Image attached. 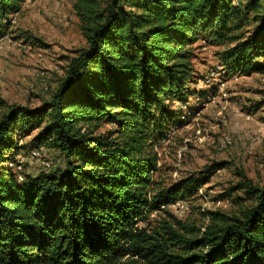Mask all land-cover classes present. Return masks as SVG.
<instances>
[{
    "label": "trees",
    "instance_id": "obj_1",
    "mask_svg": "<svg viewBox=\"0 0 264 264\" xmlns=\"http://www.w3.org/2000/svg\"><path fill=\"white\" fill-rule=\"evenodd\" d=\"M23 1L0 0V39ZM70 1L86 46L53 99L30 108L0 97V264H264V183L242 171L223 195L236 211L209 210L204 227L140 225L226 167L168 185L155 177L158 146L182 123L178 104L200 93L195 43L222 47L228 75L264 72V0ZM26 129L65 155V170L18 178L6 151ZM239 190L245 198H233Z\"/></svg>",
    "mask_w": 264,
    "mask_h": 264
},
{
    "label": "rangeland",
    "instance_id": "obj_2",
    "mask_svg": "<svg viewBox=\"0 0 264 264\" xmlns=\"http://www.w3.org/2000/svg\"><path fill=\"white\" fill-rule=\"evenodd\" d=\"M246 1V0H240ZM9 35L12 42L0 48V97L9 104L41 107L53 99L65 76L70 58L86 46L80 21L70 0H24ZM197 81L192 86L199 94L189 97L183 108L182 123L174 127L168 139L158 146L160 171L155 177L165 184L189 176H204L207 169L223 162L226 167L211 171L209 181L192 199L159 207L141 226L158 227L164 220H180L205 226L209 210L234 212L239 204L223 195L242 180L240 172L255 184L264 183V81L261 73L228 75L219 62L222 47L199 40L194 44ZM45 74L46 85L38 74ZM210 78L209 84L205 77ZM49 88V89H48ZM207 90L210 95L201 97ZM113 125H105L103 130ZM230 131L234 144L221 149L222 134ZM37 130L16 134V149L6 154L22 164L23 174L62 171L66 158L61 151L44 145L37 147ZM39 148L43 159L34 156ZM49 166H48V165ZM245 198L239 190L233 194ZM221 201L220 205H217ZM245 204H250L245 199Z\"/></svg>",
    "mask_w": 264,
    "mask_h": 264
},
{
    "label": "built area",
    "instance_id": "obj_3",
    "mask_svg": "<svg viewBox=\"0 0 264 264\" xmlns=\"http://www.w3.org/2000/svg\"><path fill=\"white\" fill-rule=\"evenodd\" d=\"M13 21H15V18ZM6 41L12 42V39L10 38L9 35H6L5 37L0 39V48L2 47L3 43ZM261 77H262V80L264 81V72L261 73ZM38 79L41 81V84L44 85V87L47 89V85H46L47 77L45 76V74H43V73L38 74ZM205 82L209 84L210 78L208 76L205 77ZM234 141H235L234 135L230 131L224 132L222 134L221 143H220L221 149H226L228 147H231L234 144ZM33 154H34V156L39 157V159H43L42 152L40 151V149H36L33 152ZM15 167H16V171L18 172V178L20 180H23L24 174H23L22 164L19 162L18 164L15 165ZM217 203H218L217 205H220L221 201H219Z\"/></svg>",
    "mask_w": 264,
    "mask_h": 264
}]
</instances>
